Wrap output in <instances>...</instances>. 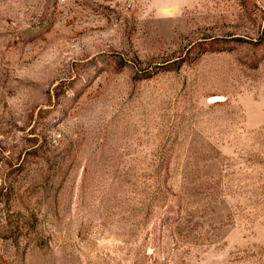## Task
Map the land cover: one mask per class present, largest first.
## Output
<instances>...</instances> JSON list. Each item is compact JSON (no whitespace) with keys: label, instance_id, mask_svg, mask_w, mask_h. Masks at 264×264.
Returning a JSON list of instances; mask_svg holds the SVG:
<instances>
[{"label":"rangeland","instance_id":"rangeland-1","mask_svg":"<svg viewBox=\"0 0 264 264\" xmlns=\"http://www.w3.org/2000/svg\"><path fill=\"white\" fill-rule=\"evenodd\" d=\"M0 264H264V0H0Z\"/></svg>","mask_w":264,"mask_h":264},{"label":"trees","instance_id":"trees-1","mask_svg":"<svg viewBox=\"0 0 264 264\" xmlns=\"http://www.w3.org/2000/svg\"><path fill=\"white\" fill-rule=\"evenodd\" d=\"M239 40H241V39H239Z\"/></svg>","mask_w":264,"mask_h":264}]
</instances>
